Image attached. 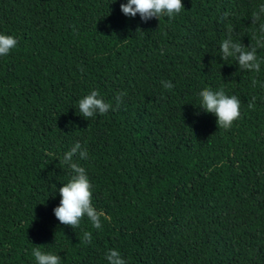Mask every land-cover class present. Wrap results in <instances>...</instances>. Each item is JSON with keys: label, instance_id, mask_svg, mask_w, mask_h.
Listing matches in <instances>:
<instances>
[{"label": "trees", "instance_id": "1", "mask_svg": "<svg viewBox=\"0 0 264 264\" xmlns=\"http://www.w3.org/2000/svg\"><path fill=\"white\" fill-rule=\"evenodd\" d=\"M126 2L0 0V34L18 41L0 56V264H36L35 245L61 264H108L109 249L126 264H264V48L259 73L220 53L229 24L254 43L264 0H182L147 21ZM204 88L240 99L229 129L199 108ZM93 90L113 108L87 118ZM76 142L101 229L54 214Z\"/></svg>", "mask_w": 264, "mask_h": 264}, {"label": "clouds", "instance_id": "2", "mask_svg": "<svg viewBox=\"0 0 264 264\" xmlns=\"http://www.w3.org/2000/svg\"><path fill=\"white\" fill-rule=\"evenodd\" d=\"M184 9L182 0H127L126 3L120 4L121 12L127 17H136L139 14L142 21L151 18L161 17L173 18ZM225 16L228 13L224 14ZM252 24L258 25L253 31L250 46L245 47L242 43L234 41L232 37L233 28L229 24L227 26V35L220 43L221 58L227 61L234 58L241 70L250 72L260 71L261 62L257 57V50L264 48V4L258 6V10L251 14ZM140 30V29H137ZM18 41L11 35L0 34V56H6L17 46ZM166 89L173 87L170 81L162 82ZM253 84L257 81L253 80ZM117 95V107L121 102V96ZM199 108L205 113H213L217 117V126L223 129H229L233 122L240 118L241 101L236 95H228L223 89L213 90L204 88L198 92ZM255 97H253V101ZM249 108L254 107V103L250 102ZM79 112L87 118H92L106 114L113 108L112 103L106 102L100 93L96 90L91 91L78 101ZM78 153L80 160L88 158V152L82 148L79 142H76L69 151L62 156L61 163L67 165L71 171L70 178L63 186L59 188L61 197L60 204L54 209L55 217L61 224L71 226L73 229L79 228L81 221L87 217L91 225L95 229H101V217L104 216L102 211H97L93 206L92 184L84 167L74 161L73 157ZM55 187V185H54ZM56 189V188H55ZM105 219H108L106 216ZM92 234L90 231H84L82 243H90ZM36 264H61V257L50 251H44L40 246L35 245L31 250ZM105 259L108 264H126L121 253L115 249H109L105 253Z\"/></svg>", "mask_w": 264, "mask_h": 264}]
</instances>
